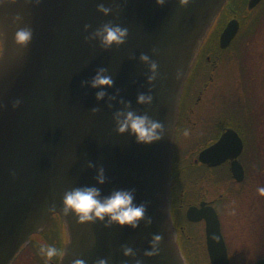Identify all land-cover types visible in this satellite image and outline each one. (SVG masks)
<instances>
[{
    "label": "water",
    "instance_id": "1",
    "mask_svg": "<svg viewBox=\"0 0 264 264\" xmlns=\"http://www.w3.org/2000/svg\"><path fill=\"white\" fill-rule=\"evenodd\" d=\"M226 1L0 0V264H11L54 215L67 236L59 264H185L170 218L178 108L196 53ZM259 1L249 0L247 10ZM99 4L111 12L105 15ZM108 23L128 29L123 43L102 44L96 31ZM22 28L32 31L23 44L15 39ZM238 30V21L230 20L220 46L226 48ZM153 61L155 78L149 80ZM100 68L115 83L97 100L98 89L82 82ZM139 93L150 94L151 102L137 103ZM127 102L162 122L159 140L138 143L116 131L114 114L127 111ZM228 136L201 156L229 145L241 149L235 133ZM100 168L103 184L96 180ZM231 169L242 175L238 164ZM94 184L102 196L134 189L135 203L146 206L144 218L136 227H121L107 217L81 222L65 214V193ZM187 219L205 222L210 264H229L214 209L189 208ZM156 234L162 237L158 251L146 255Z\"/></svg>",
    "mask_w": 264,
    "mask_h": 264
},
{
    "label": "flooded vegetation",
    "instance_id": "2",
    "mask_svg": "<svg viewBox=\"0 0 264 264\" xmlns=\"http://www.w3.org/2000/svg\"><path fill=\"white\" fill-rule=\"evenodd\" d=\"M248 1L246 0V4ZM260 6H264V0L257 4V8ZM219 18L215 19L196 53L182 90L173 145L170 186V214L176 243L183 256V245L196 246L203 243L208 263L205 222L189 221L188 209H200L201 205L214 209L220 222L228 258L231 260L229 235L226 230L232 229H229L228 225L225 229V222L231 214L232 204L226 208L224 201L208 200L206 196L211 193L205 186L219 188L231 181V193L244 197L247 190L255 188L254 184L257 186L259 181L262 183L263 164L261 155L263 131L260 128L262 112L231 110L233 99L231 94L237 89H231L229 74L231 67L235 72L239 69L240 57L236 43L240 40V32L238 31L239 33L226 48H222L220 35L229 20L222 23ZM235 81L234 85H238L240 79L237 81L235 78ZM224 84L226 88L221 90ZM213 94L215 97H212ZM253 99L249 101L248 92H244V105L250 106L254 103ZM220 101L217 106L216 103ZM208 105L213 106L212 112H206ZM230 131L237 136L241 149H238L237 145L233 147L229 145L223 150L219 148L213 152L210 150L204 158L201 156L205 150L217 145L222 137L225 139V135L228 134L230 139ZM237 138L234 137L235 140ZM201 157L204 161L200 159ZM234 163L239 165L242 175L237 171L232 172L231 167ZM244 213L240 215V220L247 217ZM53 218L58 219L57 216ZM249 225L250 223L247 224ZM192 228L196 230L194 234L191 233Z\"/></svg>",
    "mask_w": 264,
    "mask_h": 264
},
{
    "label": "rangeland",
    "instance_id": "3",
    "mask_svg": "<svg viewBox=\"0 0 264 264\" xmlns=\"http://www.w3.org/2000/svg\"><path fill=\"white\" fill-rule=\"evenodd\" d=\"M256 10V14H255ZM252 11L251 15L244 16L243 18H251L252 15L258 18L256 22V29L252 34H248L249 39H244L239 46H237L240 64L239 69L235 72L234 68L231 67L229 74V82L232 90L233 99H232V111H256L259 110L262 112L261 117V127L263 131L262 137V183H260L255 188L252 187L251 190H247L244 197L240 195H235L231 193V181L227 184L224 183L219 188H212L205 186L209 190L210 195H207L208 200H217L224 201L226 208L231 205L230 213L225 222V229L227 225L229 230L227 232L229 243H230V255L233 259L234 264H251L259 257L264 256V194H261L258 191V188L264 187V6H260ZM221 17L220 20L225 21V18ZM261 17V18H260ZM230 19V18H229ZM249 21V20H248ZM245 34L243 33V36ZM246 36V35H245ZM236 80L239 81L238 85H234ZM226 84L222 86L221 90L225 89ZM246 89V90H245ZM241 91V92H239ZM248 92L249 101L253 99L254 103H251L250 106L244 105V92ZM212 97H215L213 94ZM243 98V100H241ZM237 100L239 105L237 104ZM240 100L242 101L243 106H240ZM259 100L257 103H255ZM220 102H217L216 105L219 106ZM259 108V109H257ZM206 112L213 111L214 108L212 105H208L205 109ZM231 188V189H230ZM243 197V198H242ZM244 211H243V210ZM245 212V213H244ZM247 214L245 218L240 220V215ZM234 215V217H233ZM256 222V223H255ZM247 226V224H249ZM191 233L194 234L196 230L191 229ZM63 231V230H62ZM198 234V233H197ZM58 235L61 237V232L57 231V228H48L46 236L49 237L51 241H54V237ZM36 243L39 245L42 244L43 238L40 236L34 237ZM190 243V241H189ZM193 246H195L193 244ZM194 250L192 249V252ZM33 253V256H32ZM37 254L41 261L48 264L46 258L40 254L38 245L26 247L25 250L13 261L12 264H34L37 258ZM187 254V253H186ZM187 264H201L200 259H197L196 253L191 256V258H186ZM55 257V256H54ZM53 257V258H54ZM59 257V256H58ZM51 259L50 264H57L58 259Z\"/></svg>",
    "mask_w": 264,
    "mask_h": 264
},
{
    "label": "clouds",
    "instance_id": "4",
    "mask_svg": "<svg viewBox=\"0 0 264 264\" xmlns=\"http://www.w3.org/2000/svg\"><path fill=\"white\" fill-rule=\"evenodd\" d=\"M163 3V0H158ZM98 10L105 15L111 12V8L105 7L104 4L98 5ZM96 35L100 37L102 44L105 47H110L113 44L123 43L128 35V29L119 24H105L102 28L96 31ZM32 37V31L29 28H22L15 34V39L18 43H26ZM140 59L148 62L149 57L142 54ZM153 75L149 80L155 78V69L157 64L153 61L150 64ZM106 69L100 68L90 81H83L91 88L98 89L96 99H103L106 95V88L111 87L115 81L111 75L105 74ZM152 96L150 94L139 93L136 97L137 103H150ZM127 111L118 110L114 114L116 121V131L120 134L127 132L133 135L138 143L150 144L159 140L163 134V124L159 120H155L147 113L139 114L131 109L130 102H127ZM95 110V109H94ZM91 166V165H90ZM96 180L98 184H103L106 180L104 169L100 168L97 171ZM261 194H264V187L258 188ZM101 188L94 185H86L76 187L65 193L63 198V211L67 214L71 211L78 217L81 222H91L95 220H104L107 217V223H115L118 226L136 227L141 219L144 218L146 206L143 203H135V190L131 188H118L106 196L101 195ZM162 237L159 234L153 236L151 244L152 249L146 252V255H154L158 251V244ZM40 254L46 258L48 264L54 256L61 254L62 250L54 244L47 242L42 243L39 247ZM133 250L130 247L124 249V254L131 255ZM75 264H84L83 261H76ZM98 264H107L106 260H100ZM137 264H140L137 261Z\"/></svg>",
    "mask_w": 264,
    "mask_h": 264
},
{
    "label": "trees",
    "instance_id": "5",
    "mask_svg": "<svg viewBox=\"0 0 264 264\" xmlns=\"http://www.w3.org/2000/svg\"><path fill=\"white\" fill-rule=\"evenodd\" d=\"M251 12H248L246 10V0H227V3L225 4V7L221 13V17H224V15H227V17L225 18V21L220 20L222 23H225L230 17H235L240 22V33H239V39L240 40L238 39L239 41L236 43V46H239V44L244 39H246V40L249 39L247 37L248 34H252L254 32V30L256 29V22L255 21L258 18H256V16H254V14L252 15L251 18H243L244 16L251 15V14H249ZM256 13L257 12L255 10V14ZM243 33L246 36L245 35L243 36ZM237 104L239 105V102H237ZM240 106H243V104L240 103ZM48 228H57V231L61 232V237L56 235L54 237L55 238L54 241H51L49 239V237L46 236V232H47ZM40 237L43 238L42 243L47 242L49 244H54L57 248L62 250L64 235H63V231H62V225H61L59 219L51 220L50 224L41 233ZM32 245H34V246L38 245V248L40 247V245L38 243H36V240H34V239L27 246V248L29 246H32ZM192 249L194 250L193 252H192ZM183 251H184V254L186 255L187 259L191 258V256L196 253V256L198 257V259H200L201 264H209L208 260H207L206 252H205V246L203 243L196 244V246H193V244L183 245ZM59 255H57L53 258L55 260V262L58 259ZM32 256H33V253H32ZM188 261H189V259H188ZM34 264H46V263L41 261V259L39 258L38 254H37V258H36V261L34 262ZM54 264H56V263H54ZM190 264H192V263H190Z\"/></svg>",
    "mask_w": 264,
    "mask_h": 264
}]
</instances>
